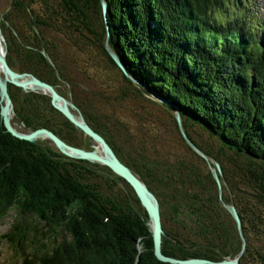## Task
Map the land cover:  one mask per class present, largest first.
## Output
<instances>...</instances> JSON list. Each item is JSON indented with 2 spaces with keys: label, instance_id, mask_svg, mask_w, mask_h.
I'll return each instance as SVG.
<instances>
[{
  "label": "trees",
  "instance_id": "1",
  "mask_svg": "<svg viewBox=\"0 0 264 264\" xmlns=\"http://www.w3.org/2000/svg\"><path fill=\"white\" fill-rule=\"evenodd\" d=\"M252 1L106 0V14L102 0L0 6L11 69L68 97L72 113L156 196L162 253L170 258L264 264V19L251 11ZM70 54L114 71L124 97H153L183 153L143 142L136 149L102 114L84 111L60 89L72 82ZM8 93L19 132L47 129L70 146L94 149L49 93L13 84ZM2 105L0 94V222L12 216V223L0 244L16 264H171L156 257L149 216L127 182L101 164L68 158L51 140L14 137ZM177 115L209 160L183 138ZM225 206L236 208L240 229Z\"/></svg>",
  "mask_w": 264,
  "mask_h": 264
},
{
  "label": "rangeland",
  "instance_id": "2",
  "mask_svg": "<svg viewBox=\"0 0 264 264\" xmlns=\"http://www.w3.org/2000/svg\"><path fill=\"white\" fill-rule=\"evenodd\" d=\"M12 0H0L3 10L11 8ZM252 12L264 19V0H253L251 2ZM64 45H63V44ZM59 43L61 53L67 46L64 42ZM70 52H72L70 50ZM69 63V62H67ZM70 88L65 84L60 89L67 95L72 94L73 100L79 104L84 111L96 113L103 116L123 138L130 141L133 147L138 148L140 142L146 143L148 147L155 146L161 152L183 153L185 150L179 140V136L162 107L153 104V97H124L122 92L125 85L121 78L112 70H104L102 67H92L87 60L86 54H70ZM90 97V98H88ZM68 99V97H67ZM88 100V101H87ZM205 139L204 134L202 135ZM46 138L37 141L44 142ZM206 140V139H205ZM128 142L122 144L128 147ZM207 142V140H206ZM209 143V142H208ZM94 147L97 144L94 143ZM135 156V155H134ZM12 216L0 222V239L9 232ZM6 245L0 244V264H16V258L11 255Z\"/></svg>",
  "mask_w": 264,
  "mask_h": 264
},
{
  "label": "water",
  "instance_id": "3",
  "mask_svg": "<svg viewBox=\"0 0 264 264\" xmlns=\"http://www.w3.org/2000/svg\"><path fill=\"white\" fill-rule=\"evenodd\" d=\"M102 6L104 13L107 12V3L106 0H102ZM2 15L0 12V37L2 35ZM110 54L118 61L116 55L111 51ZM8 84H13L16 87L21 88L24 91H42L44 93H49L52 100V105L59 110L72 124H74L78 129H80L85 136L91 138L96 144L97 147H94L92 151H87L82 148H76L68 145L59 137H57L53 132L47 129H39L30 134L21 133L14 128L12 125V100L8 93ZM0 94H1V116L3 118L4 125L9 133L14 137L29 141L32 143L37 142L40 138H46L51 140L57 148L68 158L83 160L92 163H98L105 167L111 169L118 177L122 178L127 182L132 189L134 190L136 196L140 200L142 207L146 210L149 219L150 225L153 233L154 239V249L156 257L166 263L171 264H240L239 257L236 259H226L221 262H212L202 259H190V260H178L165 256L162 253V237L164 234L162 228L160 204L156 196L148 189V187L136 176L126 165H124L118 157L115 155L113 148L109 143L98 133H96L84 120L83 117L77 118L70 108H74L67 99L61 96L56 89L40 79L36 78L31 74H19L11 69L9 66L5 53L0 54ZM160 102L164 101L159 99ZM177 121L181 128V133L183 138L186 140L188 145L196 151L202 158L209 160V158L202 153L189 139L186 132L182 129V122L180 116L177 115ZM216 170L213 171V176L218 183L219 189L221 188L219 174H222L221 167L218 163H215ZM226 209L233 216L238 228H241L240 216L234 206H225Z\"/></svg>",
  "mask_w": 264,
  "mask_h": 264
},
{
  "label": "bare ground",
  "instance_id": "4",
  "mask_svg": "<svg viewBox=\"0 0 264 264\" xmlns=\"http://www.w3.org/2000/svg\"><path fill=\"white\" fill-rule=\"evenodd\" d=\"M5 53V49H4V41L3 38L0 37V54H4Z\"/></svg>",
  "mask_w": 264,
  "mask_h": 264
},
{
  "label": "flooded vegetation",
  "instance_id": "5",
  "mask_svg": "<svg viewBox=\"0 0 264 264\" xmlns=\"http://www.w3.org/2000/svg\"><path fill=\"white\" fill-rule=\"evenodd\" d=\"M69 103H70V101L69 100H67ZM77 118H79V117H77Z\"/></svg>",
  "mask_w": 264,
  "mask_h": 264
}]
</instances>
